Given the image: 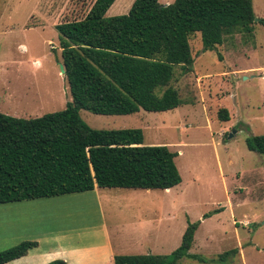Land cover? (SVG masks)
Segmentation results:
<instances>
[{
  "label": "rangeland",
  "instance_id": "374dc122",
  "mask_svg": "<svg viewBox=\"0 0 264 264\" xmlns=\"http://www.w3.org/2000/svg\"><path fill=\"white\" fill-rule=\"evenodd\" d=\"M134 1L116 0L107 15L128 13ZM94 2L0 0L1 112L30 118L67 106L72 94L56 27L84 18ZM253 2L252 35L227 36L205 52L201 33L192 35L194 64L177 66L170 83L184 102L176 109L128 115L81 109L94 128H142L146 145L169 146L178 153L182 182L167 190L97 188L45 197L32 215L41 223L36 230L70 233L66 245H90L104 241L105 223L116 254L168 255L189 222L201 221L190 253L206 259L186 256L175 264H264V250L254 246L264 247V154L247 145L264 134V0ZM222 108L229 120L219 118ZM233 248L236 256L220 259Z\"/></svg>",
  "mask_w": 264,
  "mask_h": 264
},
{
  "label": "trees",
  "instance_id": "16d2710c",
  "mask_svg": "<svg viewBox=\"0 0 264 264\" xmlns=\"http://www.w3.org/2000/svg\"><path fill=\"white\" fill-rule=\"evenodd\" d=\"M115 1L95 0L84 18L56 27L72 94L64 109L30 118L0 111V204L96 187L167 190L182 182L178 153L169 146L146 145L142 128H94L81 109L102 115L176 109L184 102L170 83L177 66L191 70L194 64L192 35L201 33L204 52L217 50L227 36L252 35L254 2L135 0L128 13L108 16ZM219 118L229 120V111L222 108ZM247 145L264 154V134L249 137ZM200 224L189 222L171 254H116L114 263L175 264L186 256L203 261L204 256L190 253ZM38 246V240H24L2 250L0 264ZM238 252L227 250L220 259Z\"/></svg>",
  "mask_w": 264,
  "mask_h": 264
},
{
  "label": "crops",
  "instance_id": "0c3cea01",
  "mask_svg": "<svg viewBox=\"0 0 264 264\" xmlns=\"http://www.w3.org/2000/svg\"><path fill=\"white\" fill-rule=\"evenodd\" d=\"M44 198L0 204V245L10 242L5 246L11 247L24 240L39 241V246L27 255L6 264H48L55 259H65L69 264L114 263L115 244L105 223L99 225L104 241L90 245H66L64 237L70 233L36 230L41 229V223L32 215L42 206ZM137 204L140 205L139 202ZM254 246L259 251L264 250V247L258 248L260 245Z\"/></svg>",
  "mask_w": 264,
  "mask_h": 264
},
{
  "label": "water",
  "instance_id": "95a60500",
  "mask_svg": "<svg viewBox=\"0 0 264 264\" xmlns=\"http://www.w3.org/2000/svg\"><path fill=\"white\" fill-rule=\"evenodd\" d=\"M61 70H62V73L65 74L66 70H65V66L63 64L61 65ZM231 136H233V134H231Z\"/></svg>",
  "mask_w": 264,
  "mask_h": 264
}]
</instances>
